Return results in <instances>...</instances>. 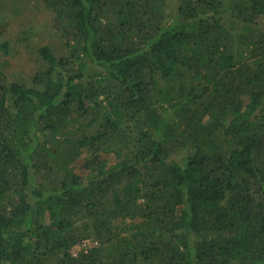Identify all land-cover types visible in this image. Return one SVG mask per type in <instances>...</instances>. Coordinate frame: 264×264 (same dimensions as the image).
I'll return each mask as SVG.
<instances>
[{
	"label": "trees",
	"instance_id": "trees-1",
	"mask_svg": "<svg viewBox=\"0 0 264 264\" xmlns=\"http://www.w3.org/2000/svg\"><path fill=\"white\" fill-rule=\"evenodd\" d=\"M39 1L56 41L0 65V264H264V0Z\"/></svg>",
	"mask_w": 264,
	"mask_h": 264
},
{
	"label": "rangeland",
	"instance_id": "rangeland-1",
	"mask_svg": "<svg viewBox=\"0 0 264 264\" xmlns=\"http://www.w3.org/2000/svg\"><path fill=\"white\" fill-rule=\"evenodd\" d=\"M4 1L10 3L12 0ZM26 1L27 0H14V8L9 9V5H6L4 6L5 8L2 9L5 12L2 13L3 18L8 21L12 19L15 21L14 26L6 29L4 33V35L8 37V50H0V65L2 66L5 78H10L13 73H17L21 70L30 69L31 63L25 53V49L28 46L25 37L38 48L47 45L48 41H56V39L53 40L54 35L50 29V25L54 19V13L52 11L45 12V5L40 3L39 0ZM8 9L9 12L6 13ZM260 21L264 22V18L260 19ZM59 51L61 53H67V50L61 47ZM88 154L87 148L84 147L80 152V156L73 162V166L78 173L81 172V165L84 159L89 156ZM111 157L112 156H110V158ZM81 242L70 249L72 256L78 254Z\"/></svg>",
	"mask_w": 264,
	"mask_h": 264
},
{
	"label": "built area",
	"instance_id": "built-area-1",
	"mask_svg": "<svg viewBox=\"0 0 264 264\" xmlns=\"http://www.w3.org/2000/svg\"><path fill=\"white\" fill-rule=\"evenodd\" d=\"M97 244L96 241L92 240V239H86V240H83L80 244V247H79V252H82V251H86L89 250L90 248H92L93 246H95ZM77 254V255H78ZM75 255V256H77Z\"/></svg>",
	"mask_w": 264,
	"mask_h": 264
}]
</instances>
